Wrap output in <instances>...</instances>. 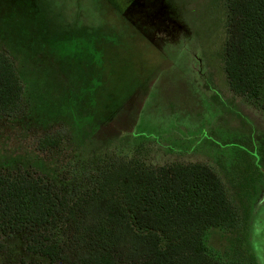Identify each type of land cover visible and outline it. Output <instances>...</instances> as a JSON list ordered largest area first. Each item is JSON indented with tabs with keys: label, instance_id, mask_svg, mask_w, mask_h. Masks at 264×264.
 Instances as JSON below:
<instances>
[{
	"label": "rangeland",
	"instance_id": "374dc122",
	"mask_svg": "<svg viewBox=\"0 0 264 264\" xmlns=\"http://www.w3.org/2000/svg\"><path fill=\"white\" fill-rule=\"evenodd\" d=\"M226 14L223 0H0V50L23 86L22 111L0 114V168L78 192L115 158L207 164L239 217L209 228L206 244L222 261L258 253L264 264V242L249 235L254 198L240 202L233 185L246 153L264 171V110L228 86ZM1 242L0 264H48L20 235Z\"/></svg>",
	"mask_w": 264,
	"mask_h": 264
},
{
	"label": "trees",
	"instance_id": "16d2710c",
	"mask_svg": "<svg viewBox=\"0 0 264 264\" xmlns=\"http://www.w3.org/2000/svg\"><path fill=\"white\" fill-rule=\"evenodd\" d=\"M223 1L228 86L264 110V0ZM77 51L73 56L86 52ZM22 94L12 59L0 50V114L20 113ZM246 154L233 183L242 203L254 198L262 177V156ZM91 175L84 190L63 192L29 167H1L0 251L2 237L20 235L26 252L48 264H237L220 260L205 242L209 228L232 227L239 217L209 165L115 158Z\"/></svg>",
	"mask_w": 264,
	"mask_h": 264
},
{
	"label": "flooded vegetation",
	"instance_id": "af4514ba",
	"mask_svg": "<svg viewBox=\"0 0 264 264\" xmlns=\"http://www.w3.org/2000/svg\"><path fill=\"white\" fill-rule=\"evenodd\" d=\"M261 170L262 175H264L263 169ZM259 182L256 186L257 190L254 195V202L251 209V229L249 231V235L253 239L252 241L260 239V242H264V177ZM256 256L259 264H263V260L260 258L261 256L258 253Z\"/></svg>",
	"mask_w": 264,
	"mask_h": 264
},
{
	"label": "crops",
	"instance_id": "0c3cea01",
	"mask_svg": "<svg viewBox=\"0 0 264 264\" xmlns=\"http://www.w3.org/2000/svg\"><path fill=\"white\" fill-rule=\"evenodd\" d=\"M115 13H116V11H115ZM86 31V29L85 28H81V29H77L74 33V35H76V36H72V38H79V37H81V33H83V32H85Z\"/></svg>",
	"mask_w": 264,
	"mask_h": 264
}]
</instances>
